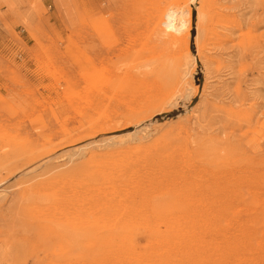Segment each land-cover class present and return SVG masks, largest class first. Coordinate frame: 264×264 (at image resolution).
I'll return each mask as SVG.
<instances>
[{
	"label": "rangeland",
	"instance_id": "1",
	"mask_svg": "<svg viewBox=\"0 0 264 264\" xmlns=\"http://www.w3.org/2000/svg\"><path fill=\"white\" fill-rule=\"evenodd\" d=\"M153 38L193 62L172 104L113 82ZM24 263L264 264V0H0V264Z\"/></svg>",
	"mask_w": 264,
	"mask_h": 264
},
{
	"label": "bare ground",
	"instance_id": "2",
	"mask_svg": "<svg viewBox=\"0 0 264 264\" xmlns=\"http://www.w3.org/2000/svg\"><path fill=\"white\" fill-rule=\"evenodd\" d=\"M178 23H179V20H178ZM201 23H203V21ZM143 45L146 46V48H148L149 51L155 50L158 53V55L155 57L157 62L148 70H139L138 72L137 71L132 72L131 74L126 73L127 75L122 74V73L114 74L113 75V77H115L113 81L114 85L122 86L125 83L134 81V80H138V81L140 80L142 82L150 81V82H153L152 84L153 90L155 89V92L151 94V98L154 101L152 105H163L165 103L172 104L175 101V97H176L175 93L177 92L174 89L175 83L176 81H178V79H180L183 69L185 71L184 78H182L183 81L187 80V74H190V76L193 75L192 74L193 71L191 70V67H193L192 65L193 62L191 61V58L188 57L184 61L186 62V60L188 61L189 59L190 66L189 65L182 66L183 60H182V57L179 55V49L177 46H175L171 52H169L167 49L157 51V48H160V47L158 44V40L156 38H153L150 42L144 43ZM120 50L122 52L121 47L118 48V51ZM107 88L105 87L104 92L106 91ZM187 89L189 93V88ZM136 207H137V204H136ZM133 209L136 210L135 207Z\"/></svg>",
	"mask_w": 264,
	"mask_h": 264
}]
</instances>
